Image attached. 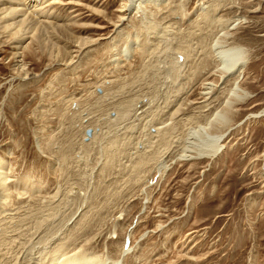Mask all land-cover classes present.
Wrapping results in <instances>:
<instances>
[{
  "label": "rangeland",
  "instance_id": "obj_1",
  "mask_svg": "<svg viewBox=\"0 0 264 264\" xmlns=\"http://www.w3.org/2000/svg\"><path fill=\"white\" fill-rule=\"evenodd\" d=\"M127 2L0 0V9L29 6L43 25L67 22L74 38L96 40L67 66L55 57L66 37L30 33L27 49H17L0 20V162L12 173V200L0 208L11 251L1 263L30 264L44 252L111 264L128 246L123 264H264V116L248 118L264 111V0L150 1L148 19L132 11L115 31ZM216 20L232 24L222 31ZM218 38L245 49L241 86L251 98L235 103L230 125L211 130L226 134L222 153L179 159L188 129L226 109L220 89L203 107L205 85L221 83ZM116 109L127 113L116 120ZM42 206L57 212L60 230L46 247L30 235Z\"/></svg>",
  "mask_w": 264,
  "mask_h": 264
},
{
  "label": "bare ground",
  "instance_id": "obj_2",
  "mask_svg": "<svg viewBox=\"0 0 264 264\" xmlns=\"http://www.w3.org/2000/svg\"><path fill=\"white\" fill-rule=\"evenodd\" d=\"M9 1L10 2H17V0H9ZM58 1H60V3H61V0H58ZM150 1L151 2H158L160 0H128V2L123 7V9L120 10V12H122V14L119 16L117 23L114 25L115 31H117L118 29L121 28V26L125 23V21L130 17V14L132 11H138V13H143L144 16H146V19H148L147 18L148 17L147 7H145V6ZM35 2H37V1H35ZM24 5L26 6V4L23 3V6ZM32 5L34 7L39 6L38 3H34V2ZM27 6H28V4H27ZM28 7H26V8L25 7L24 8H20V7L10 8L9 7V8L0 9V14L2 15L0 20H2L1 23H4V25H2V27L6 30L13 28L15 31L14 32L15 35L17 34V36H16V37H18V39H17L18 45L16 46L17 49H24V50L27 49L28 45L24 46L23 43L26 41V39L31 38L29 36L30 33L34 34L32 36L33 39H38V40L44 39L47 36V34L56 35L57 33H60L61 35L66 37V38H64V37L63 38L66 39L68 42L65 44V47H61V46L59 47L61 49H58L57 53L55 54V57H56L57 61H62L63 63L67 64V66H68V65L73 64L74 61L77 60V58H79V56L81 54H83V51L86 48L93 45L94 42L96 41V40H93L90 38H81V37L80 38H74L73 35L70 33V30H71V27L73 26V24H69L67 22H63L61 24H60V22L59 23H57V22L56 23L55 22H46V24L43 25V23H40L41 21L39 22L37 19H35L36 17H34V15H35L34 13H33L34 15L31 16L32 13H31V11L29 12V9H27ZM202 9H203V12L205 13L206 16L210 14L211 10H210L209 6H207V7L203 6ZM50 20H51V18H50ZM216 21L221 23L220 29H222V31L227 30L230 27V24H232V23H233V25H232V28L230 27V29H234L241 22L240 19H235L234 21H232V23L231 22L229 23V21L226 22L225 20H216ZM152 29H154V31H158V30L163 31L160 29V27H157V28L152 27ZM222 36H224L226 39H228L230 37L229 31H225L222 34ZM220 38L216 39L215 43L212 45V50L214 52L215 57L220 62V63H218L217 68L221 72V83L219 85H217L214 82L213 83L209 82L205 85L204 92H203V94L205 95V101H204L203 107L209 105L210 107L208 106V108H211L212 107L211 104L214 103L215 101L217 102L218 97H216L215 94L217 93L216 92L217 89L218 90L220 89L222 91V94L226 95V99L224 102V108H226V109L224 111L220 110V111H217L216 113H214L210 119L206 120L207 122L204 121L205 122L204 126H202V124L197 125V126L194 125L195 127L192 126L188 129V131H187L188 133H187L186 137L184 138V140L183 141L180 140L182 147L179 148V149H181L180 150L181 153L179 154V159L193 160L196 158H213V157H216L217 155H219L220 153H222L223 149L225 148L224 139H225L226 134H219L217 136H214L211 134V130L214 127H216V128L220 127L219 129H221V127L223 128V127H227L228 125H230L231 120H232L230 115L232 112H234L235 103L236 102H243L245 99L251 98L250 92H248L247 90H245L241 86V80L244 78L245 71H246L245 70L246 64L249 61V57H248L245 49L243 47H239V46L230 47L226 41H222ZM61 50L64 52L63 55L60 53V52H62ZM124 51H125V54L132 52V48L128 47ZM16 54H17V56H21L22 52H17ZM59 55H61V56H59ZM20 62L21 63L18 64L19 70L25 72V74L27 75L28 72L26 71V65L24 63H22L23 62L22 60H20ZM221 91H220V93H221ZM125 109H123L121 111L116 109L117 110L116 111L117 113H115V114H117L116 120L118 118H120L121 115H123L122 113H124V112L127 113L126 112L127 110H125ZM263 116H264V111L256 113V114H252L248 118H260ZM197 122H201V121H197ZM162 129L157 127V129H155V130H157V133L159 134V133H161ZM93 133H95L94 130L92 132V135H93ZM93 138H95V134H94ZM166 168L167 167L164 166V169H166ZM9 172H10V168H8L3 162H0V208L2 207L3 210L5 208L4 203L7 202L9 199H10V201L12 200L11 198H9V189H10V184L12 183L9 178L11 177L12 173L10 174ZM43 206H44V204H43ZM43 206H42V208H40L39 211H35L34 212L35 214H33L36 216L35 220L37 221L38 226H37V229H35L36 227L34 228V230L32 229L33 231L30 234L33 236V239H34V237L37 238L36 239L37 242L36 241H34V242H36L38 247H43V246L46 247L49 244L55 243V241L57 240V238L59 237V234H60L59 233L60 230L56 228L57 227L56 226V223H57L56 222L57 221V218H56L57 214L56 213L57 212H55V213L49 212L48 211L49 209L47 207L43 208ZM45 210L48 211L49 213L47 212V214H45V212H46ZM13 219H14V217H13ZM29 220H32V219H29ZM29 220H27V221H29ZM35 223L36 222H34V224ZM20 224H23V223H20ZM20 224H19V226H20ZM46 226H51L48 228V230H49V231L47 230L48 232L44 231ZM62 226H64V224ZM29 228L30 227H28V230H30ZM55 229H56V231H55ZM24 232H25V230H24ZM6 233H7V231H6ZM18 233H19L18 235L21 234L20 231H18ZM37 233H40V235H38ZM33 234H35L36 236H34ZM61 234H62V232H61ZM23 235L21 237H23ZM9 238L11 239V237H9ZM0 239H1L0 240V258H1L2 256H5V255H3L4 250L7 251V253H8V251H11V249H9V250L7 249L8 248L7 246H9V244H8L9 242L7 240L5 241V237H1ZM26 239H24V240H26ZM65 241H67V240H65ZM60 242H61V240H60ZM32 247H33V245H32ZM28 249L29 248H27V250ZM36 250H37V248H36ZM55 250H58V249H55ZM129 250H130V247L127 246L126 251L125 252L123 251L121 258H119V260H115V261H112L110 263L111 264H123V262H122L123 261V255H125L127 253V251H129ZM12 252H13V249H12ZM32 252H33V249L32 250L30 249L29 254H33ZM45 252H46V250H45ZM74 252H75V250H74ZM20 253H22V252H20ZM38 253H39L38 255H36V256L34 255V257H31L33 263L29 262L30 264H106L102 261H99L101 258L98 259L99 257L96 255L87 256V257H75L74 258L73 255L68 254V255L64 256V254H62L63 256H61L60 259L56 258L57 255L53 256L58 260H56L55 258H53V259L51 258V260L50 259L47 260V256L44 254V252H38ZM9 254H10V252H9ZM19 257L18 256L12 257L15 260L14 264H24L25 263L24 262L25 259L22 258L24 260L19 261L20 260ZM44 259H45V261H43ZM105 261H106V259H105ZM1 262L2 261H0V264H2Z\"/></svg>",
  "mask_w": 264,
  "mask_h": 264
},
{
  "label": "water",
  "instance_id": "obj_3",
  "mask_svg": "<svg viewBox=\"0 0 264 264\" xmlns=\"http://www.w3.org/2000/svg\"><path fill=\"white\" fill-rule=\"evenodd\" d=\"M92 132H93L92 128H88V129L86 130L87 138H89V137L92 136Z\"/></svg>",
  "mask_w": 264,
  "mask_h": 264
}]
</instances>
